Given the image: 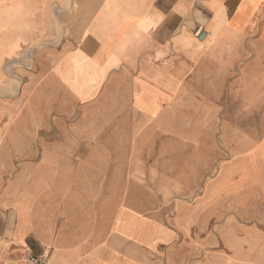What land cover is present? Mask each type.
Returning <instances> with one entry per match:
<instances>
[{
    "label": "crops",
    "instance_id": "obj_1",
    "mask_svg": "<svg viewBox=\"0 0 264 264\" xmlns=\"http://www.w3.org/2000/svg\"><path fill=\"white\" fill-rule=\"evenodd\" d=\"M17 1L0 0V264L45 250L46 264H205L196 220L224 217L211 189L187 190L169 217L129 188L202 181L108 156L130 133L176 141V107L199 97L264 107V0ZM22 49L32 66L9 78ZM248 251L237 264H264Z\"/></svg>",
    "mask_w": 264,
    "mask_h": 264
},
{
    "label": "rangeland",
    "instance_id": "obj_2",
    "mask_svg": "<svg viewBox=\"0 0 264 264\" xmlns=\"http://www.w3.org/2000/svg\"><path fill=\"white\" fill-rule=\"evenodd\" d=\"M1 1L16 2L17 0ZM5 66L10 74L7 77H13L14 71L18 73L23 70L22 67L32 66L30 52L22 49L16 58L5 61ZM15 82L21 85L22 79L18 77ZM212 102L199 97L198 100L193 101V105L176 107V141L165 137L162 141H157L154 146L155 139L147 137L144 141L143 137L134 138V134L130 133L128 140L122 146L123 153L108 157L112 158L113 163L122 166L139 163L148 165L153 162L152 160L159 159L166 167L176 166L180 185L186 183L184 180L187 182L201 180L203 187L183 185L129 188L131 191L143 194L146 201L161 202L162 211L169 217L177 214L180 204L184 203L186 196L189 197L187 190L194 191L193 195L196 199L207 186L209 190L211 189L209 208L214 211L223 210L224 217L209 218L203 231L199 229L202 221L205 220H196L193 230L194 246L206 248L196 257L197 259L204 260L205 264H222L220 263L223 261L222 258L230 259L226 264H237V259L249 258L248 249H255L257 258L263 260L264 107L253 108L254 114L252 108L250 110L245 107H219ZM153 146L157 153H148L154 151ZM160 150L163 151L161 155L158 153ZM93 157L100 156L93 155ZM222 166L232 168L233 175L228 172L223 175ZM148 191L155 196L148 197ZM229 196L231 200L228 199ZM221 198H224L223 202ZM218 204L219 209H217ZM222 227L224 237L220 231ZM248 232H255L253 238L255 242L247 238L245 234ZM238 234H241L240 238ZM232 236L239 241L247 238L241 247L240 255L234 256L232 249L226 244L225 239Z\"/></svg>",
    "mask_w": 264,
    "mask_h": 264
},
{
    "label": "built area",
    "instance_id": "obj_3",
    "mask_svg": "<svg viewBox=\"0 0 264 264\" xmlns=\"http://www.w3.org/2000/svg\"><path fill=\"white\" fill-rule=\"evenodd\" d=\"M49 255H50L49 250H45L40 255H35L31 251H28L26 255V261L28 264H46Z\"/></svg>",
    "mask_w": 264,
    "mask_h": 264
},
{
    "label": "bare ground",
    "instance_id": "obj_4",
    "mask_svg": "<svg viewBox=\"0 0 264 264\" xmlns=\"http://www.w3.org/2000/svg\"><path fill=\"white\" fill-rule=\"evenodd\" d=\"M169 60V59H168ZM167 60V61H168ZM147 78V77H146ZM137 96H138V94H137ZM143 98V97H142ZM146 100V99H145ZM137 101H138V99H137ZM145 103V102H144ZM143 103V104H144ZM143 106V105H142ZM153 107V106H152ZM151 107V108H152ZM158 109V108H157ZM145 111H146V109H145ZM148 112V111H147ZM150 113V112H149ZM154 114V113H153ZM247 158V157H246ZM226 240V244L228 245V247L229 248H231L232 250L234 249V248H238V246H241L242 244H244L245 243V241H246V239H242V241H239V240H237V239H235V238H233V236L232 237H228L227 239H225ZM237 252H236V254H239L240 253V251H238V250H236ZM230 261V259H225V261H224V263L226 264L227 262H229Z\"/></svg>",
    "mask_w": 264,
    "mask_h": 264
}]
</instances>
